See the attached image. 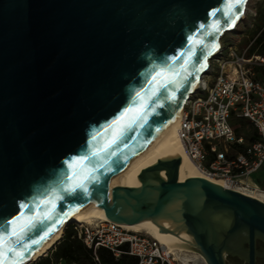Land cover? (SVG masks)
Returning <instances> with one entry per match:
<instances>
[{
	"label": "water",
	"instance_id": "obj_1",
	"mask_svg": "<svg viewBox=\"0 0 264 264\" xmlns=\"http://www.w3.org/2000/svg\"><path fill=\"white\" fill-rule=\"evenodd\" d=\"M227 5L0 0V234L11 232V221L23 213L34 221L24 243L39 241L20 263L88 197L106 191L184 106L220 38L243 16L232 26ZM161 70L167 78L157 75ZM142 106L141 118L120 129ZM127 109L133 112L108 127ZM114 129L122 137L112 144ZM79 157H88L84 171L73 163ZM179 162L143 169L138 190L109 189L116 201L106 216L118 224L158 215L177 221L206 264L264 261V202L198 177L180 182Z\"/></svg>",
	"mask_w": 264,
	"mask_h": 264
},
{
	"label": "built area",
	"instance_id": "obj_2",
	"mask_svg": "<svg viewBox=\"0 0 264 264\" xmlns=\"http://www.w3.org/2000/svg\"><path fill=\"white\" fill-rule=\"evenodd\" d=\"M256 17V7H247L227 41L220 39L218 52L201 76L202 83L182 108L178 126V136L197 168L240 193L264 191L253 178L264 166V75L261 79L256 76V69L264 68V57L248 56L251 46L238 50L243 33L254 27ZM239 27L242 31H237ZM233 120L245 121L254 138L238 136ZM72 224L88 248L107 249L116 258L132 256L136 264H171L167 255L159 253L156 241L118 223ZM44 256L50 258L51 254L48 251Z\"/></svg>",
	"mask_w": 264,
	"mask_h": 264
},
{
	"label": "bare ground",
	"instance_id": "obj_3",
	"mask_svg": "<svg viewBox=\"0 0 264 264\" xmlns=\"http://www.w3.org/2000/svg\"><path fill=\"white\" fill-rule=\"evenodd\" d=\"M201 78L197 80V84L192 88V91L202 83ZM182 108L180 107L168 119L157 134L154 135L126 166L110 178L107 182L106 191L102 193L96 192L88 197L80 208L65 220V223L60 225L49 238L34 249L20 264H29V262H35L43 257L60 240L64 228L70 222L75 224H94L110 221L105 214V208L115 202L116 198L108 194L109 189L113 187H124L138 190L141 186L138 180L139 173L143 169L155 165L157 161L179 159L178 180L180 182L187 178L198 177L225 187L222 180L202 173L187 155L185 147L178 136ZM161 175L163 176L164 172H161ZM250 183L253 184V182ZM242 194L264 202V191H253ZM172 207L173 205L168 206L169 209H172ZM119 225L124 229L136 233L144 232L157 242L158 246L162 248L164 255L174 256V260H179L181 264H191L193 262L192 258L194 257L199 258L206 264L203 257L194 249L192 236L180 228L177 221H172L162 215H158L153 218ZM161 228L163 231L160 230Z\"/></svg>",
	"mask_w": 264,
	"mask_h": 264
},
{
	"label": "trees",
	"instance_id": "obj_4",
	"mask_svg": "<svg viewBox=\"0 0 264 264\" xmlns=\"http://www.w3.org/2000/svg\"><path fill=\"white\" fill-rule=\"evenodd\" d=\"M257 17L255 20L258 34L254 37L251 47L248 51V56L255 54L264 57V0L256 3ZM264 75V68L256 69L257 79H261ZM234 130L238 136H243L246 139L252 140L254 138L253 130L246 127L243 121H232ZM257 185H262L258 180ZM263 186V185H262ZM260 186V187H262ZM73 224H68L64 230L60 240L49 250L51 257L43 256L35 262L29 264H55L60 261L61 264H136L137 259L132 256L121 255L114 257V255L107 249L99 247L93 250L88 248L78 239ZM96 258V260H95Z\"/></svg>",
	"mask_w": 264,
	"mask_h": 264
},
{
	"label": "snow or ice",
	"instance_id": "obj_5",
	"mask_svg": "<svg viewBox=\"0 0 264 264\" xmlns=\"http://www.w3.org/2000/svg\"><path fill=\"white\" fill-rule=\"evenodd\" d=\"M245 3L246 0H228L226 15L232 17V19L230 20V24L232 26H234L236 20H238L239 17L243 15L242 7ZM236 9L240 10L236 11ZM213 15H215V13H213ZM215 30L219 31L220 29L216 27ZM196 43H203V41H196ZM157 75L164 78H167L168 76V74L163 70H161ZM153 79L155 80L156 77H153ZM160 87H166V84H161ZM137 95H139V93H137ZM143 107L144 106H142L141 109L137 110L131 116L127 124H120V129L129 127L131 124H134L137 119L141 118ZM132 112L133 109H127L125 113L121 114V117H118L116 120H114L112 124L108 125V127L111 128L112 125L119 124L120 120L124 116ZM114 133L116 138L111 141L112 144L117 143L118 140L122 137L121 131H117L114 129ZM86 160H88V157L74 158L73 163L81 171H84ZM74 175H76V173H74ZM88 178L89 177L85 175L82 179L86 180ZM77 186L83 187L84 185L82 182H78ZM49 203H51V201H49ZM21 207H25V205H21ZM11 224L13 225V229L11 232L7 234H0V264H20V262L24 258L25 249H30L31 244L39 243V241L37 240H32L30 243L27 244L24 243L27 238L29 228L32 227L34 224V221L31 217L24 218L23 213H21L20 216L11 221ZM41 239H43V237ZM9 254H11L13 259L9 258Z\"/></svg>",
	"mask_w": 264,
	"mask_h": 264
},
{
	"label": "rangeland",
	"instance_id": "obj_6",
	"mask_svg": "<svg viewBox=\"0 0 264 264\" xmlns=\"http://www.w3.org/2000/svg\"><path fill=\"white\" fill-rule=\"evenodd\" d=\"M258 1H261V0H248L247 1V4H246V7H245V11H246V8H252V7H256V3ZM244 11V12H245ZM244 15V13H243ZM256 23H254V27L251 28V29H247L244 33H243V36L241 38V43L239 44L238 46V50L241 51V50H244L246 49L247 47L249 48L251 46V41L254 39V37L258 34V29L256 28ZM237 31H242V28L239 27V28H236ZM258 31V32H257ZM229 32H225L222 36V42H225L227 41V36H228ZM229 44V43H228ZM245 122V121H243ZM264 175V166L262 167V169L258 172V174H255L253 176V178H258V177H263ZM256 182V181H255ZM262 186V185H260ZM262 189L264 190V185L262 186ZM70 223H73V222H70ZM68 223V224H70ZM67 224V225H68ZM75 224V223H74ZM66 225V226H67ZM141 236H146L150 239H152L150 236H148L147 234H145L144 232H138ZM158 246V245H157ZM263 246V243L261 241H258L257 242V247L260 249L261 247ZM158 250H159V253L163 255V251H162V248L160 246H158ZM164 256V255H163ZM167 257L168 261L171 263V264H181L179 260H174V256L172 255H167L165 256ZM193 259V264H204L199 258L197 257H194L192 258ZM29 263H32V262H29ZM191 263V264H192ZM226 264H246V261L242 258H238V257H228L226 259ZM257 264H264V261H262L261 259L257 261Z\"/></svg>",
	"mask_w": 264,
	"mask_h": 264
},
{
	"label": "crops",
	"instance_id": "obj_7",
	"mask_svg": "<svg viewBox=\"0 0 264 264\" xmlns=\"http://www.w3.org/2000/svg\"><path fill=\"white\" fill-rule=\"evenodd\" d=\"M257 174H258V173H257ZM254 180H255V181L258 180V182H260L262 185H264V175H263V177H261V178L258 177V178H255ZM52 251H53V250H52ZM52 251H49V254H51Z\"/></svg>",
	"mask_w": 264,
	"mask_h": 264
},
{
	"label": "flooded vegetation",
	"instance_id": "obj_8",
	"mask_svg": "<svg viewBox=\"0 0 264 264\" xmlns=\"http://www.w3.org/2000/svg\"><path fill=\"white\" fill-rule=\"evenodd\" d=\"M258 260H260V258H257V259H256V264H257V261H258Z\"/></svg>",
	"mask_w": 264,
	"mask_h": 264
}]
</instances>
